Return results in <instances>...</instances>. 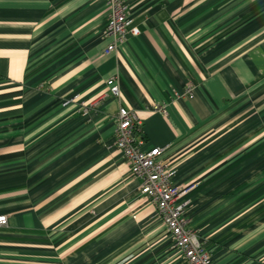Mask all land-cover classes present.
<instances>
[{
	"label": "crops",
	"instance_id": "crops-1",
	"mask_svg": "<svg viewBox=\"0 0 264 264\" xmlns=\"http://www.w3.org/2000/svg\"><path fill=\"white\" fill-rule=\"evenodd\" d=\"M124 2L139 33L105 53V0H0V264H185L115 145L120 105L169 145L213 264H264V0Z\"/></svg>",
	"mask_w": 264,
	"mask_h": 264
},
{
	"label": "built area",
	"instance_id": "built-area-1",
	"mask_svg": "<svg viewBox=\"0 0 264 264\" xmlns=\"http://www.w3.org/2000/svg\"><path fill=\"white\" fill-rule=\"evenodd\" d=\"M105 2L108 6L105 34L110 40L104 52L110 53L127 33L137 35L139 29L131 25L128 6L124 0ZM106 85L107 92L93 100L90 106L101 104L109 96L117 99L121 97L115 75L106 80ZM193 91L194 83L189 82L182 96L190 98ZM113 119L115 145L128 162L132 175L139 178L141 196L155 205L156 214L164 223L166 232L172 237L174 247L181 252L185 264H213L197 233L188 227L187 201L179 200L191 186L173 183L171 181L173 170L160 158L169 145L145 149V140L139 128L137 114L123 105L118 107ZM5 224L7 216L0 215V225Z\"/></svg>",
	"mask_w": 264,
	"mask_h": 264
},
{
	"label": "rangeland",
	"instance_id": "rangeland-1",
	"mask_svg": "<svg viewBox=\"0 0 264 264\" xmlns=\"http://www.w3.org/2000/svg\"><path fill=\"white\" fill-rule=\"evenodd\" d=\"M257 126V127H256ZM254 127H256L255 129H253V131H254V133L256 134V136H255V139H249V142L250 143H253L254 142V144H253V146H258V147H261L262 146V142L260 143V144H258L261 140H259L258 141V138H260L261 137V135H262V133H263V127L264 126H262V125H254ZM249 130H251V129H249ZM249 138H250V136H249ZM256 144H258V145H256ZM264 144V143H263ZM258 158V157H257ZM264 158V157H263ZM256 164V163H255ZM261 175H262V173L259 171V172H257L256 173V175L254 176V179H256V180H259V179H261ZM257 176L259 177V178H257ZM157 215V214H156ZM157 217L160 219V217L157 215ZM160 221L162 222V220L160 219ZM163 223V222H162ZM164 224V223H163ZM165 226V225H164ZM164 230H165V232H166V227H164ZM167 233V232H166ZM168 234V233H167ZM173 246H174V244H173ZM176 248V247H175Z\"/></svg>",
	"mask_w": 264,
	"mask_h": 264
}]
</instances>
